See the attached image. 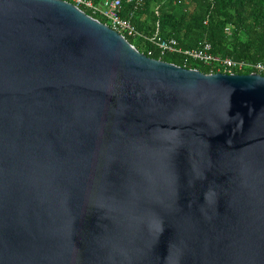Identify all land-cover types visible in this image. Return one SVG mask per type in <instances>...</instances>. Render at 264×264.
Masks as SVG:
<instances>
[{
	"label": "water",
	"instance_id": "obj_1",
	"mask_svg": "<svg viewBox=\"0 0 264 264\" xmlns=\"http://www.w3.org/2000/svg\"><path fill=\"white\" fill-rule=\"evenodd\" d=\"M0 264H264V75L0 0Z\"/></svg>",
	"mask_w": 264,
	"mask_h": 264
},
{
	"label": "trees",
	"instance_id": "obj_2",
	"mask_svg": "<svg viewBox=\"0 0 264 264\" xmlns=\"http://www.w3.org/2000/svg\"><path fill=\"white\" fill-rule=\"evenodd\" d=\"M99 2L101 0H93ZM121 15L130 19L140 36L125 38L137 50L152 58L161 59L185 68L208 73L210 67L180 53H164L152 42L158 26L163 38L174 37L183 49L197 48L209 42L212 52L221 58L264 60V0H120ZM87 14L107 22L99 14ZM228 28L229 31L225 29ZM247 68L239 73L251 72Z\"/></svg>",
	"mask_w": 264,
	"mask_h": 264
},
{
	"label": "built area",
	"instance_id": "obj_3",
	"mask_svg": "<svg viewBox=\"0 0 264 264\" xmlns=\"http://www.w3.org/2000/svg\"><path fill=\"white\" fill-rule=\"evenodd\" d=\"M73 3L78 7H83L89 10L92 14H99L103 16L110 26L119 31L126 33L129 36L141 34L135 29L130 20L123 18L120 13L121 1L120 0H101L99 3L93 0H63ZM142 0H136L139 4ZM229 31L228 28L225 29ZM152 38V42L160 48V54L166 52H181L187 57H190L202 64L209 66V73L225 72V73H239L247 68H251L252 72H257L264 75V60L251 62L244 59H233L230 57L221 58L219 55L214 54L211 49L210 43L204 41L199 44L197 48L181 50L177 48L176 40L160 39L157 32Z\"/></svg>",
	"mask_w": 264,
	"mask_h": 264
},
{
	"label": "clouds",
	"instance_id": "obj_4",
	"mask_svg": "<svg viewBox=\"0 0 264 264\" xmlns=\"http://www.w3.org/2000/svg\"><path fill=\"white\" fill-rule=\"evenodd\" d=\"M209 2H213V0H208ZM66 2H68V1H66ZM100 2V1H99ZM99 2H96V3H99ZM143 2V0L139 3V4H141ZM71 3V2H70ZM135 3H136V0H135ZM73 4V3H72ZM137 4V3H136ZM138 5V4H137ZM78 7V6H77ZM79 8H83V7H79ZM85 9V8H84ZM83 10V9H82ZM84 11V10H83ZM85 12V11H84ZM120 13H121V9H120ZM89 15V14H88ZM91 16V15H90ZM122 16V15H121ZM93 17V16H92ZM123 17V16H122ZM94 18V17H93ZM124 18V17H123ZM126 19H128V18H126ZM128 20H130V19H128ZM107 21V20H106ZM131 22V21H130ZM104 23V22H103ZM108 26H110V24L108 23V22H105ZM132 23V22H131ZM133 25V24H132ZM134 26V25H133ZM111 27V26H110ZM112 28V27H111ZM115 30V29H114ZM117 31V30H116ZM119 32V31H118ZM157 32V36L160 38V39H170V38H173V39H175L174 37H168V38H163L161 35H160V33H159V30H158V26L156 27V29L154 30V34L152 35V37L155 35V33ZM119 33H121L122 35H124V33L123 32H119ZM125 37V36H124ZM176 40V39H175ZM202 42H204V41H202ZM209 43V42H208ZM176 45H177V48H179V49H181V50H186V49H183V48H181L179 45H178V41L176 40ZM211 45V44H210ZM193 49V48H192ZM211 49H212V47H211ZM174 52H176V53H180V54H183V53H181V52H177V51H174ZM167 53V52H166ZM168 53H173V52H168ZM160 55H163V54H160ZM184 55V54H183ZM186 56V55H185ZM187 57V56H186ZM187 58H190V57H187ZM192 59V58H191ZM192 60H194V59H192ZM196 61V60H195ZM252 72V71H251ZM209 73V72H208ZM214 73V72H213ZM223 73H225V72H223ZM248 73H250V72H248ZM257 73V72H256Z\"/></svg>",
	"mask_w": 264,
	"mask_h": 264
}]
</instances>
